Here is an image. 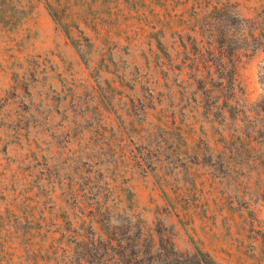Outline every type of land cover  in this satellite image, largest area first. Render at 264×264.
Instances as JSON below:
<instances>
[{"label":"rangeland","instance_id":"rangeland-1","mask_svg":"<svg viewBox=\"0 0 264 264\" xmlns=\"http://www.w3.org/2000/svg\"><path fill=\"white\" fill-rule=\"evenodd\" d=\"M223 88L264 95V0H0V264H90L58 231L95 180L131 185L123 221L172 264H264V174L220 164Z\"/></svg>","mask_w":264,"mask_h":264},{"label":"trees","instance_id":"trees-1","mask_svg":"<svg viewBox=\"0 0 264 264\" xmlns=\"http://www.w3.org/2000/svg\"><path fill=\"white\" fill-rule=\"evenodd\" d=\"M224 57L220 54L222 79L233 73L232 70L225 69L224 62L222 63ZM222 92L224 103L220 107V114L224 115L219 121L222 124L219 130L222 143V150L218 153L221 157L220 164L226 163L231 167L248 164L257 170V175L264 174V95L245 108L238 100L228 103L227 98L230 97L225 88ZM116 189L121 194L108 199V194ZM100 191L103 192L101 197L97 196ZM71 198L76 208V224L67 220L65 215L63 226L58 231L59 239H63V242L68 239V232L71 230L68 226L71 223V238L79 248L77 255L88 263L92 264L94 259L103 258L105 264H172L182 256L174 243L164 238L158 230V243L154 242L153 230L147 232L148 236L141 238L139 226L136 233L130 234V225L128 221H123V215L133 210L135 198L133 189L127 182L118 187L108 182L101 185L98 180L91 184H79ZM110 201L116 206L113 207ZM65 249L63 246L62 250ZM193 255L198 264H214L209 254L198 248Z\"/></svg>","mask_w":264,"mask_h":264}]
</instances>
